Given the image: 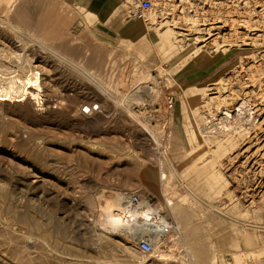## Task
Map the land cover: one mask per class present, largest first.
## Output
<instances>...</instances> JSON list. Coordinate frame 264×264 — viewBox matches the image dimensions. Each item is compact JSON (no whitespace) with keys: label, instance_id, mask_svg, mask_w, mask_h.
Wrapping results in <instances>:
<instances>
[{"label":"rangeland","instance_id":"obj_1","mask_svg":"<svg viewBox=\"0 0 264 264\" xmlns=\"http://www.w3.org/2000/svg\"><path fill=\"white\" fill-rule=\"evenodd\" d=\"M217 1L213 6L209 1L205 8L224 14L230 11L236 17L249 15L253 20L259 19L257 22L263 20L256 6L261 0L249 4L252 6L249 9L246 0H239L236 6L233 0ZM170 2L166 0L162 12L147 11L146 18L136 21H141L146 30L152 17L159 22L174 16V21L178 19L177 27H181L185 13L179 8L172 10ZM200 4L196 0L193 6L202 13L205 9ZM123 7L129 14L133 6L126 2ZM188 10L186 13L192 15ZM0 16L34 27L37 32L41 28L39 35H46L59 54L71 61L68 64L59 59L49 60L44 54L36 60L43 75L42 96L63 101L67 115L53 117L44 112L30 116L17 108L0 105V264H182L181 260L164 261L152 253L140 252L132 244L135 238L130 230L126 229V234L110 229L98 195L105 197L112 191L137 192L161 208L163 215L171 220L165 197L174 196L177 200L184 195L190 213L188 221L192 228L195 226L192 230L196 264H213L215 252L229 264H264V192L256 193L255 198L248 193L254 173L246 163L240 164L244 157L235 161L228 155L233 150L226 155L212 150L216 148L214 142L206 143L201 133L192 138L177 112L181 100L179 89L186 85L187 78V85H197L220 75L225 85L231 87L226 88L229 92L244 93L254 88L262 93L264 83L261 85L259 81H264V41L256 45H231L228 49L220 47L219 51L213 46L207 51L206 74L204 70L190 72L184 67L173 76L172 61L160 59L156 42L149 34L147 44L139 43L141 37L132 38L137 40L132 45L127 42L131 38L101 41L95 37L84 8L74 0H0ZM6 33L0 29V43L8 50L22 52V46L12 42L13 32ZM152 56L156 60H151L154 63L150 64V70L159 76L163 86L160 109L157 110V103L151 108L145 106L138 117L149 118L151 127L156 124L157 141L133 114L139 107L130 104L129 95L125 99L122 95L132 88L133 74L137 76L139 68L148 64ZM74 63L84 66L85 75ZM252 64L254 75L242 76L240 71ZM236 65L241 67L235 68L238 75L232 72ZM200 72L204 75H199ZM173 78L175 81L167 84ZM101 82L110 83L107 93L101 89ZM172 98L174 107L168 109ZM198 103L204 124L209 111L200 100ZM36 106L37 103L33 109ZM243 123L245 131L253 129L249 121ZM193 126L189 124V128ZM139 136L143 139H138ZM156 142L169 160L164 168L173 171V175L168 174L163 180L156 168L155 152L159 150ZM144 168H148L151 178L150 175L145 178ZM219 168L223 175L217 174ZM212 172L213 179L208 175ZM237 237L239 247L241 242L250 240L251 244L242 243V248H238ZM127 245H131L130 250Z\"/></svg>","mask_w":264,"mask_h":264},{"label":"bare ground","instance_id":"obj_2","mask_svg":"<svg viewBox=\"0 0 264 264\" xmlns=\"http://www.w3.org/2000/svg\"><path fill=\"white\" fill-rule=\"evenodd\" d=\"M169 1H172L170 2V4L172 3L171 5H173L172 10L176 11L175 9L179 8L181 12L185 13V17H183L185 22H183V25L181 27H177L176 23L178 19H176L177 21H174V16H168L165 21L160 20L159 22L155 20V17L151 16V27L148 26V28H146V34L139 41V43L147 44L146 38L149 34L152 37V40L156 42L157 52L160 55V59H162V61H172L170 67V72L172 75L184 67H187V70L190 72L205 69L208 63L207 51L213 46L214 50L219 51L220 47L227 48L231 45L246 46L256 45L261 42L263 44L264 25L261 20L257 22L259 19L253 20L254 18L249 15H237L240 17H236L235 13L234 15L229 14L230 11L228 14H224L221 11L216 10L215 12L214 9L210 10L209 8H205L204 4H207L210 1L209 5L213 6L219 3L217 0H199V4L200 2H203V4H200L201 8L205 9L201 11L202 13H199V10L193 6L195 5L196 0ZM157 2L158 5L161 6V9L165 7L166 0H157ZM192 7L195 9L193 10ZM187 9L191 10L193 14H187ZM189 10L187 12H189ZM1 28L5 32H9L8 34H11L10 31L13 32V36L11 35L12 42L17 45H21L22 52L8 50L5 45H3V43H0V105L6 106L8 108H17L18 110H22L25 113L27 112L30 114V116H38L39 113V115H41V113L44 112L53 117L67 115V112H65L67 110L63 108V101H57V98H52L50 96H42L43 75L41 69H38L40 66H37L38 63H36V60L38 59L37 57H39V55H41L42 58V55L44 54V58H48L49 60L59 59L68 64H71V61L67 57H64V55L59 54L57 48L48 40H46V35H39L40 31H43L41 28L40 31L37 32L35 29H33L34 27L32 28L30 26L23 25L22 22L18 23L17 21L14 22V20L11 21V19L8 17L1 18L0 16V29ZM54 28V26H51V29ZM45 30L46 28L44 31ZM7 33L6 35H8ZM2 38L3 37H1V39ZM219 38L221 40H219ZM221 41H224L225 43H222ZM127 42H129L131 45L136 44V42L133 41ZM147 46L150 48V44ZM154 58L155 56H152V58L148 59V64H145L139 68V74L137 76H135L136 74H133L132 88L127 90L128 92L124 90L125 92L122 94L124 99L125 96L129 95L128 98L130 100V104L135 107L137 106V108L139 107L135 112L133 111V114L137 117L140 116V109L145 106L147 108H151L152 105L157 103L158 107L156 108L157 110L160 109V103L158 104V102L161 99V89L163 86L161 85L159 76L150 70V64L154 63L156 60ZM242 58H239L240 61H242ZM151 60L154 62H151ZM254 66L255 65L253 64L248 66V69L246 68L243 71L241 70L240 72L242 73L240 74H242V76H247V78L251 75H254L252 74L255 72H252L254 70ZM75 67L78 69L81 68V72H83L85 75V69L83 65L76 64ZM239 67V65H236L232 69V72L236 74L235 71H237V69L235 68ZM222 78L223 76L216 75L211 79L210 82L197 85H187L188 80L186 79V85L179 89V93H181V100L178 105L177 112L180 115V120L184 122L185 131L191 132L193 134L192 138H195L196 133L198 135L201 133L206 143L209 144L214 142L216 148L212 150L219 153L224 152L225 155L229 152H232L231 150H233V153L228 155L231 156L235 161L236 159L238 161L240 157H244L240 164L246 163L250 169L246 170L252 171L254 173H251V175H253V179L251 181L252 184L248 185L249 195L254 196L256 193L258 194L264 192V91L262 90V93H258L254 88L252 89L250 87L251 90L244 91V93L237 91L235 92V90L234 92H229L228 89H231V87L228 84L230 87L228 88L225 85L227 83H225ZM165 79L168 78L166 77ZM171 80H169L167 84H171L173 81H175L174 78ZM122 81L123 80H121V82ZM259 82L260 84L261 82L264 83L262 80ZM230 84H232V82ZM100 86L101 89L107 93L108 91L106 88H109L110 83L101 82ZM245 86H247V84ZM240 89H238V91ZM210 90L213 91L208 93ZM226 91L228 93H226ZM208 94L213 95H209L208 97ZM199 100L204 104L203 106L208 108L209 111L208 113L206 112L207 115L204 116L206 120L204 124L202 123L201 110H199ZM35 102L37 103L38 107L36 106V108L34 107L33 109V106L36 104ZM121 102H123V98ZM118 105L122 106V103H118ZM129 107L132 108L130 105ZM87 117L88 116H86V119H88ZM245 117L246 119L243 121V118ZM138 119L140 122H143V125L145 126L144 127L141 125L142 128L146 130V132L148 131L149 135H151L152 138L157 141L158 137L156 135L155 129L156 124L151 127L150 123L148 122L149 118L142 120L140 117H138ZM242 121H249L251 124H253V129H248L245 131V124ZM140 122L138 123L140 124ZM168 122L172 124L173 119L169 117ZM190 123H193L195 126L189 128ZM202 124L204 128L201 127ZM138 139H143V137L139 136ZM157 143L158 146L156 148H159V150L155 152V157L157 156L156 168L160 179L163 180L168 176V174L173 175V171L170 167L164 168V165L166 167L169 164V160L167 157H165V153L160 151V143L156 142V144ZM152 163L154 164L155 162L153 161ZM212 168L214 169V167ZM142 171L145 174V178L150 175L148 168H144ZM236 173L238 174V172ZM217 174L223 175L221 168L217 170ZM208 175L209 178L211 177L212 179L215 177V173L213 172L212 174L208 173ZM148 178H151V175ZM124 193L125 192L112 191L108 196L105 197L103 196L105 194L102 195L100 193L101 196L98 195V201L100 200L101 205H103V207L106 209L104 210V215L105 219L107 220V225H111V230H118L122 233L126 232V234L127 231L125 230H130L131 234L135 238L134 243L132 244H136L138 249L139 240L141 238L150 240L152 249L147 253H152V255L159 260H181L182 264H196L195 255L197 248H195L196 240L193 236L192 230L195 229V226L192 228L190 222L188 221L190 213L185 206L186 202H184V195H182L181 198L177 200H175L174 196L165 197L164 204L173 220L167 216L162 219L168 223V225H170V231L166 234V236H160L159 234L155 233L150 224L148 226L145 213L126 208L123 203ZM253 198H255V196ZM154 207V211H161V208H159L157 205H154ZM137 223L140 224L138 225ZM30 226L37 228L36 225ZM239 230L241 229L239 228ZM138 231L141 232L140 235H138ZM131 234L129 236H132ZM249 239L247 238L246 240ZM238 241L240 240H237V243ZM245 243L251 244L250 240L248 242L245 241ZM237 247L239 248V245ZM127 248H131V245H127ZM140 252L142 251L140 250ZM215 256L216 255L213 256V261L216 260ZM213 264L218 263L213 262Z\"/></svg>","mask_w":264,"mask_h":264},{"label":"crops","instance_id":"obj_3","mask_svg":"<svg viewBox=\"0 0 264 264\" xmlns=\"http://www.w3.org/2000/svg\"><path fill=\"white\" fill-rule=\"evenodd\" d=\"M74 1L75 4L84 8L85 13L88 15L89 19H91L90 26L94 32L95 37L101 41L109 42L113 41L115 38H120L121 40H130L131 38V41L137 42V40H134L132 38L141 37V40L146 34L145 26L142 25L141 21H136V19H139L140 17L131 16L126 13V9L123 7V4L127 2V4L130 5L128 0ZM203 70L205 71V73L200 72L201 74L199 75L206 74L209 68H205ZM174 111L173 113H175ZM238 243L237 246L239 245ZM242 243H244V246L245 244H248L245 242H241L239 248H242ZM259 243L260 242H257L256 244ZM238 253H241V251H238ZM216 254H218V252H215V255ZM216 258V262L218 264H229L225 260V257L221 254L216 255Z\"/></svg>","mask_w":264,"mask_h":264},{"label":"built area","instance_id":"obj_4","mask_svg":"<svg viewBox=\"0 0 264 264\" xmlns=\"http://www.w3.org/2000/svg\"><path fill=\"white\" fill-rule=\"evenodd\" d=\"M239 0H233L234 6ZM243 0H240L239 2H242ZM256 0H246L244 3L249 8H252L253 3H255ZM130 5L133 7L129 10V15L140 17V18H146L145 13L147 11L156 10L157 12H162L161 6L158 5L157 0H133V2L129 1ZM256 6L259 8V11L262 15V22L264 25V0L256 2ZM174 98L170 99L168 102V109H172L174 107ZM123 203L126 206L127 209L135 210V211H141L145 213L146 221L149 226V224L152 226L156 234H159L160 236H166V234L170 231V225L163 221L165 215L161 211H154L153 208L154 205L149 201L143 199L139 193L137 192H131L127 191L123 195ZM138 225L140 223H137ZM139 249L142 252H150L152 249V244L150 240L146 238H141L139 240Z\"/></svg>","mask_w":264,"mask_h":264}]
</instances>
